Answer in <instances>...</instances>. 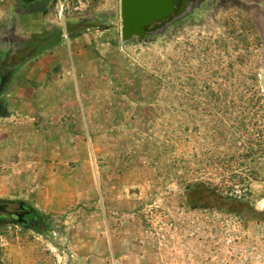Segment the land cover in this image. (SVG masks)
Here are the masks:
<instances>
[{"label":"rangeland","instance_id":"obj_1","mask_svg":"<svg viewBox=\"0 0 264 264\" xmlns=\"http://www.w3.org/2000/svg\"><path fill=\"white\" fill-rule=\"evenodd\" d=\"M165 1L0 0V264H264V0Z\"/></svg>","mask_w":264,"mask_h":264},{"label":"water","instance_id":"obj_2","mask_svg":"<svg viewBox=\"0 0 264 264\" xmlns=\"http://www.w3.org/2000/svg\"><path fill=\"white\" fill-rule=\"evenodd\" d=\"M123 5V31L130 36L135 33L143 34L144 27L156 18H163L165 15V0H122ZM3 61L0 60V70ZM13 67L11 64L6 68ZM3 83L0 85V90Z\"/></svg>","mask_w":264,"mask_h":264},{"label":"flooded vegetation","instance_id":"obj_3","mask_svg":"<svg viewBox=\"0 0 264 264\" xmlns=\"http://www.w3.org/2000/svg\"><path fill=\"white\" fill-rule=\"evenodd\" d=\"M16 55V51L9 52L7 48L0 46V60L3 61V67L0 70V85L2 88L6 85L7 80L12 75L14 67L6 68L7 65H17L12 58ZM3 110L2 102L0 101V111ZM34 211L21 201H0V224L3 223H18L27 224L33 218Z\"/></svg>","mask_w":264,"mask_h":264},{"label":"trees","instance_id":"obj_4","mask_svg":"<svg viewBox=\"0 0 264 264\" xmlns=\"http://www.w3.org/2000/svg\"><path fill=\"white\" fill-rule=\"evenodd\" d=\"M60 34H62V29H60ZM195 189H197L199 191V194L203 196L208 195L209 197L211 196V192L209 190V188H207L206 186H203L201 184H197L195 186Z\"/></svg>","mask_w":264,"mask_h":264},{"label":"crops","instance_id":"obj_5","mask_svg":"<svg viewBox=\"0 0 264 264\" xmlns=\"http://www.w3.org/2000/svg\"><path fill=\"white\" fill-rule=\"evenodd\" d=\"M37 43V42H36ZM44 43V39L41 41V43L40 44H43ZM55 43H51V44H48V47L47 48H50L51 46H53ZM39 44L37 43V45L36 46H38ZM46 48V49H47ZM40 49H42V48H40ZM41 51V50H40Z\"/></svg>","mask_w":264,"mask_h":264}]
</instances>
